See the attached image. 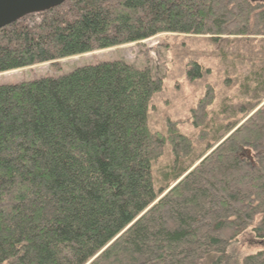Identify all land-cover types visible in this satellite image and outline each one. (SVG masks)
I'll list each match as a JSON object with an SVG mask.
<instances>
[{
    "label": "trees",
    "instance_id": "16d2710c",
    "mask_svg": "<svg viewBox=\"0 0 264 264\" xmlns=\"http://www.w3.org/2000/svg\"><path fill=\"white\" fill-rule=\"evenodd\" d=\"M258 4L68 0L0 30V74L162 34L264 36ZM189 55L161 76L119 60L0 86V264L227 261L258 218L264 238V72L227 62L232 100Z\"/></svg>",
    "mask_w": 264,
    "mask_h": 264
},
{
    "label": "rangeland",
    "instance_id": "374dc122",
    "mask_svg": "<svg viewBox=\"0 0 264 264\" xmlns=\"http://www.w3.org/2000/svg\"><path fill=\"white\" fill-rule=\"evenodd\" d=\"M258 5L257 12H264V3ZM209 38L210 37H196L195 40H189L192 38L162 34L140 43L123 45L65 59L59 62V68L52 66L54 64H42L27 69L0 74V86H14L43 78L58 79L85 66L119 60H124L139 69L149 66L154 74L161 76L173 67V60L179 61L186 52L191 54L189 55L190 57L195 55L199 60H201L200 57H203L204 60H202V62L206 67L211 69V72L215 76L216 74L218 75V70L221 69L219 74V76L221 75V79H225L229 76L227 81L232 79L231 84L234 82L235 86L237 83L236 78L234 75H229L227 73V62L237 64L238 66H244V68L241 69V78L251 72H264V36L224 37L223 40L217 42L216 45L219 46H213ZM242 83H237L239 86L232 89V100H234V97L239 98V94H241L239 89ZM231 84H229V86H233ZM262 106H264V104ZM243 156L249 159L251 158L250 153L245 152ZM261 219L262 218H258L248 231L242 234L238 240L229 247V260L225 261V259L221 260V257L217 258L212 256L200 264H235L239 260L242 261L247 256L264 251V238H257L254 233V228L259 225Z\"/></svg>",
    "mask_w": 264,
    "mask_h": 264
},
{
    "label": "water",
    "instance_id": "95a60500",
    "mask_svg": "<svg viewBox=\"0 0 264 264\" xmlns=\"http://www.w3.org/2000/svg\"><path fill=\"white\" fill-rule=\"evenodd\" d=\"M68 0H0V30L7 28L23 18L52 10ZM264 3V0H250Z\"/></svg>",
    "mask_w": 264,
    "mask_h": 264
}]
</instances>
